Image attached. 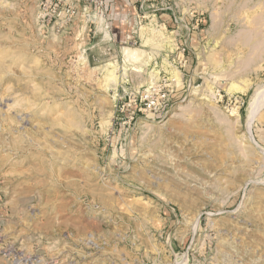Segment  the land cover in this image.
I'll use <instances>...</instances> for the list:
<instances>
[{"label": "rangeland", "instance_id": "1", "mask_svg": "<svg viewBox=\"0 0 264 264\" xmlns=\"http://www.w3.org/2000/svg\"><path fill=\"white\" fill-rule=\"evenodd\" d=\"M41 1L0 0V264H264V0Z\"/></svg>", "mask_w": 264, "mask_h": 264}, {"label": "built area", "instance_id": "2", "mask_svg": "<svg viewBox=\"0 0 264 264\" xmlns=\"http://www.w3.org/2000/svg\"><path fill=\"white\" fill-rule=\"evenodd\" d=\"M90 0H42L39 4V17L54 24L55 27H65L75 24L80 14L79 6ZM95 6H101L102 1L91 0ZM103 17V16H102Z\"/></svg>", "mask_w": 264, "mask_h": 264}, {"label": "bare ground", "instance_id": "3", "mask_svg": "<svg viewBox=\"0 0 264 264\" xmlns=\"http://www.w3.org/2000/svg\"><path fill=\"white\" fill-rule=\"evenodd\" d=\"M129 56V55H128ZM253 140V139H252Z\"/></svg>", "mask_w": 264, "mask_h": 264}]
</instances>
